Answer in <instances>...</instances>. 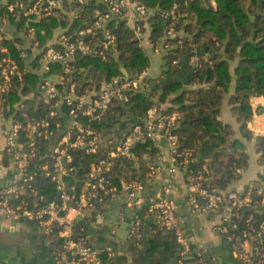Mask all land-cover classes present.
<instances>
[{
    "label": "built area",
    "instance_id": "built-area-1",
    "mask_svg": "<svg viewBox=\"0 0 264 264\" xmlns=\"http://www.w3.org/2000/svg\"><path fill=\"white\" fill-rule=\"evenodd\" d=\"M100 3L103 4V8L99 7ZM89 4L96 6L86 15L91 21L85 22V27H77L71 34L64 31L54 42L40 47L38 63L42 73L39 87L43 95L42 100L52 105L50 117H56L57 110L61 111L62 106L66 105L67 111L64 115L67 123L57 122L54 128L50 126L49 119L30 120L26 113L21 115L23 121L20 119L12 121L7 135L6 151L12 155L19 176L11 186L0 189V220L5 218L32 221L42 227L44 235L51 236L52 233H56L62 240V244L53 251L56 264H103L102 250L88 243L86 228L84 224L78 226L80 221H77V218L85 219L89 209L121 190L127 192L128 196L135 200L134 203L138 205L146 203L147 213L156 214L158 225L173 233L179 246L177 264H186L191 254L195 255L198 264H209L203 252H194L191 241L176 216L174 201L164 197L145 199L139 194L142 189L139 179H121L117 184L108 175L113 167L111 159L117 157L131 160L140 171L142 156L137 152L136 145L147 140L155 145L161 138H166L172 159L169 172L175 174L178 167L186 171L189 189L187 201L191 207L198 212L214 213L220 217L213 231L229 241L232 252L240 264H264V221L256 219L257 213L264 210V182L258 188V194H261L259 200L254 199L250 188L226 192L212 188L209 185L212 177L208 162L195 170L193 165L198 159L194 150L184 152L178 150L179 137L174 133V128L180 115L165 114L163 112L165 104L156 103L142 118L125 123L124 134L119 138L112 137L109 142L103 140L94 127V122L102 119L114 101L129 108L128 103L132 95L148 89L147 68L137 74L127 71V75H116L111 78L105 76L99 82L92 78L89 81L93 85L83 92L78 91L77 82L72 81L69 76L73 70L70 61L83 55L102 58V61H107L111 57L118 58L117 36L109 25L114 19L125 20L141 41V37L146 34L145 31L151 27L149 19L152 11L166 22L165 37L175 38L179 31H183L180 27L177 28L182 16L179 3L175 2L167 9L160 7L151 9L139 0H15L14 3L8 4L7 8L10 12L16 11L15 13L27 18L28 30L34 36L35 43L40 44L36 26L28 24L29 21L41 23L62 16L67 17L69 22L81 20L84 15L83 7ZM6 40L9 38L0 29V49L9 53L8 48L3 46ZM177 43L182 46L183 39H178ZM152 45L156 52L164 51L168 55L178 56L174 51H170L174 47L170 41ZM203 61H210L207 53L203 56L194 54L189 59V64L194 68H201ZM172 62L179 66L180 57ZM56 64L61 65L58 69L61 78L59 84L52 82L47 75ZM80 71H84V68H80ZM27 73V68L11 54L0 60V103L4 104L18 82L24 83ZM58 85H65L66 90L61 91ZM24 106L23 104L22 107ZM126 115L127 111L121 116ZM59 130L60 136L56 138L53 148L40 159L45 160L41 168L43 174L56 183L60 197L40 206L44 196L38 195V191L32 186L35 172H29L28 169L30 163L42 154L40 139L49 144ZM22 133L25 140H20ZM104 144L115 145L108 152L110 159L97 158L91 165L89 178L83 188L79 193L70 192L65 184L64 175L74 172L76 168L71 166L73 156L69 150L83 149L88 154L97 155ZM49 158L53 159L52 164L49 163ZM165 167L166 165L161 163L149 164L146 173L154 176ZM28 191L36 196L33 204L21 198ZM170 191L171 188L168 187L166 192ZM143 236V217L137 213L130 229V237L138 243Z\"/></svg>",
    "mask_w": 264,
    "mask_h": 264
},
{
    "label": "trees",
    "instance_id": "trees-1",
    "mask_svg": "<svg viewBox=\"0 0 264 264\" xmlns=\"http://www.w3.org/2000/svg\"><path fill=\"white\" fill-rule=\"evenodd\" d=\"M151 9L160 7L167 9L173 3H179V11L182 14L180 18V28L175 38H166L165 23L152 11L150 13V31L149 40L153 44L160 42H172L174 47L170 51L177 53L181 59L189 56V59L198 54L203 56L209 55V62L203 61L201 68H195L190 82L199 87L195 89H184L181 91L182 84L173 82L178 72L173 68L165 72V78L170 82L162 89L161 82L163 79H147L148 89L136 92L132 95L128 103L134 118L133 122L143 117L144 113L156 103L165 104L164 113H178L181 122L176 125L174 133L179 137L178 150L193 149L198 159L199 149L202 147L203 157L193 165L197 170L205 162H208L211 169V179L209 185L219 191L228 189L231 182L240 177V172L248 165V154L244 151H238L235 145L228 147L227 141L230 134V128L219 119L220 108L222 105L223 94L227 84L231 81L229 70V61L239 56L240 61L236 69L239 76L236 83V92L232 98L234 104L233 110L241 122L242 130L246 129V122L253 115L250 105L252 94L264 95V0H139ZM215 1L216 5L212 4ZM11 0L10 3H14ZM96 4H89L83 10V18L69 22L67 17L50 18L41 23L29 21L28 24L35 25L38 39L46 44L44 32L47 34L52 28L59 25L69 34L74 33L77 27H85V22H90L89 16H86ZM103 8V4H99ZM16 12V11H15ZM15 12H10L13 15ZM24 17V16H23ZM194 19V23L183 24L186 19ZM27 22V18L24 17ZM62 19V20H60ZM83 25H82V24ZM117 36L116 49L119 52L118 58H109L102 61V58H96L90 55H83L74 61H70L73 70L70 73L72 81L77 82L78 91L83 92L91 87L93 80L99 82L105 76L111 78L116 75H122L124 70L131 71L135 74L145 70L150 64L149 56L144 52L140 45V39L136 36L135 31L127 25L125 20L114 19L109 23ZM100 36V35H99ZM182 38L183 45L180 46L177 40ZM9 50V54L18 59L19 52L10 40L3 43ZM241 47L240 50L238 48ZM8 55L0 49V60ZM166 57L168 56L165 55ZM211 62V63H210ZM22 63V62H21ZM56 70L61 68L60 64L55 65ZM85 68L80 71V68ZM155 83L156 87L151 89V84ZM34 74L27 73L24 83H17L12 90L13 94L28 95L34 92L36 86ZM61 91L66 90L65 85H58ZM20 91V92H19ZM8 99V98H7ZM7 99L4 105L7 103ZM22 101L21 97H17ZM23 110L17 111L16 116L27 114L28 118L49 119L50 126L55 128L57 122L67 123L64 113L67 111L66 105L62 110H57L56 117H50L49 113L53 110L52 105L45 103L43 100L33 101L31 99L24 101ZM126 113L125 107L118 101H114L107 113L101 120L94 122V127L98 130L102 139L109 142L112 138V130L119 123V117ZM50 117V118H49ZM20 120H24L22 117ZM177 123V124H178ZM126 126V124H125ZM111 132V133H110ZM24 133L21 134L20 140H25ZM257 150L261 154V162L264 165V136L255 137ZM40 151L42 154L33 160L29 165V172H35V178L31 182L32 186L38 191V195H43L44 199L40 201L43 206L53 200H58L60 193L56 183L43 174L42 165L45 160L41 156L48 150V142L40 139ZM115 147L114 144L105 145L99 154H88L83 149L69 150L73 156L72 167L76 170L64 175V181L70 192L79 193L83 188L91 170L92 163L97 158L110 159L109 151ZM137 152L142 156L140 171L136 169L133 162L127 158H112L113 167L108 175L114 183H119L121 179H143L146 173V165L152 162L156 153V146L152 141H145L136 145ZM146 154L145 156L143 155ZM9 156V155H8ZM50 159V158H49ZM53 159L49 160L52 164ZM53 168V167H51ZM264 182V172L260 175L256 187H246L251 189L252 196L255 200L261 199L258 194L259 185ZM74 187V189H72ZM21 198L27 199L33 204L36 196L28 191ZM20 200V199H19ZM17 200V201H19ZM256 219L264 221V215L257 213ZM83 223H78V226ZM53 246L57 248L62 244V240L52 233ZM57 237V238H56ZM103 264H126V260L120 258H110L103 255Z\"/></svg>",
    "mask_w": 264,
    "mask_h": 264
},
{
    "label": "crops",
    "instance_id": "crops-1",
    "mask_svg": "<svg viewBox=\"0 0 264 264\" xmlns=\"http://www.w3.org/2000/svg\"><path fill=\"white\" fill-rule=\"evenodd\" d=\"M10 1L0 0V29L6 33L10 42L19 52L21 62L27 68L28 73L34 74L37 85L34 92L28 95L11 92L6 105L0 103V189L11 186L19 176L12 155L6 151L7 135L11 129L12 121L22 118L21 115L16 116V112L22 110L25 100L31 99L37 102L43 99L42 91L39 89L42 80L38 63L40 47L54 42L57 36L65 31L57 25L52 28L49 34L44 32L46 44H43L41 40L40 44H36L24 17L19 13L13 15L8 10L7 5ZM212 4L215 6V1H212ZM152 29L150 27L148 31H145L146 34L141 37L140 41L141 47L150 58L147 77L149 79H163L165 72L175 69L178 65H174L169 57L165 56L167 54L164 51L156 52L154 50L149 40ZM240 49L241 47L238 48V50ZM180 60L182 59L180 58ZM239 61V56L229 61L231 81L227 84L223 94L219 119L230 128L226 145L232 147L236 144L235 148L247 153L249 158L248 165L240 172V177L231 182L226 191H242L246 187H256L260 175L264 172L261 154L257 150L255 141V137L264 136V95L252 94L250 105L253 115L247 120L246 129L242 130V124L233 110L234 104L232 103L239 77L236 74ZM191 67L189 64L187 71ZM125 72L127 70L123 71L124 75ZM47 75L52 82L59 84L61 78L56 67ZM181 84V91L199 87L196 84H191V82L189 85ZM17 97H21L22 101H18ZM11 109L16 110V112ZM122 117H119V123L113 127L112 137L119 138L125 132L126 126L124 124L128 121L122 124ZM58 136H60V130L56 131L49 141L48 152L53 148ZM155 145L156 153L146 168L149 164L160 163L166 167L154 176L145 173L144 178L140 179L142 189L139 194L145 199L164 197L174 201L176 216L182 223L194 252H203L204 258L209 264H240L232 252L229 241L213 231V227L219 223L220 217L214 213L198 212L188 203L189 189L186 171L178 167L175 174L172 175L169 172L172 159L168 140L161 138L159 143ZM168 187L171 188L170 192H166ZM134 201L127 192L119 190L114 196L104 198L92 209H89L85 219L77 218V221L83 223L86 228L88 243L102 250V255L114 257L115 261L120 258L125 259L126 264H177L179 246L173 233L158 225L156 214L147 213L146 203L138 205ZM137 213L143 217V232L146 219L153 217L149 222L148 234L150 238L146 242L144 237L138 243L130 237V229ZM260 213L264 215V210ZM90 228L94 230V233H89ZM57 237L59 236L57 235ZM52 243V236L44 235L42 227L35 222L23 219L4 218L0 220V264H56L53 256L55 248ZM207 252L210 254L209 259L205 256ZM186 264H198L194 254L188 256Z\"/></svg>",
    "mask_w": 264,
    "mask_h": 264
},
{
    "label": "water",
    "instance_id": "water-1",
    "mask_svg": "<svg viewBox=\"0 0 264 264\" xmlns=\"http://www.w3.org/2000/svg\"><path fill=\"white\" fill-rule=\"evenodd\" d=\"M164 23H166V22H164ZM179 26H180V24L178 23L177 24V28ZM168 57H169V59L171 61L177 59V55H174V54H169ZM188 65H189V56L187 55L186 57H184L181 60L180 65L175 67V70L179 73V75L174 78L173 82L183 83L185 85H189L190 84V77L194 74L195 68L191 67L190 70L187 71ZM127 74H128V72H125V75H127ZM169 82H170L169 78L163 79L162 82H161L162 89H164V87ZM150 87H151V89H154L156 87V84L152 83ZM125 109L127 111V115L121 118L122 124L125 123L126 121H132L133 118H134V115H133L132 111L129 108H125ZM180 124H181V122L178 124V126ZM202 157H203V152H202V147H200L199 154H198V161H201ZM152 218L153 217H150V218L146 219V222H145V229H144V232H143L144 233L143 237H144V241L145 242L150 238V235L148 234V232H149V229H150L149 222H150V220H152ZM89 233H94V230L92 228H90L89 229ZM205 256H207L208 259H209L210 254L207 252L205 254Z\"/></svg>",
    "mask_w": 264,
    "mask_h": 264
},
{
    "label": "rangeland",
    "instance_id": "rangeland-1",
    "mask_svg": "<svg viewBox=\"0 0 264 264\" xmlns=\"http://www.w3.org/2000/svg\"><path fill=\"white\" fill-rule=\"evenodd\" d=\"M194 22H195L194 19H190V18H189V19L184 20V21H183V24H186V23H191V24H192V23H194Z\"/></svg>",
    "mask_w": 264,
    "mask_h": 264
}]
</instances>
